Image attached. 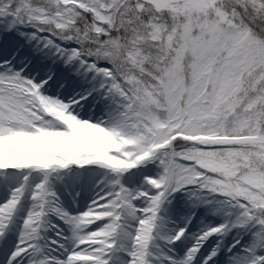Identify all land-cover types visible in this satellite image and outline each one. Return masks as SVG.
Segmentation results:
<instances>
[{
  "label": "snow or ice",
  "instance_id": "snow-or-ice-1",
  "mask_svg": "<svg viewBox=\"0 0 264 264\" xmlns=\"http://www.w3.org/2000/svg\"><path fill=\"white\" fill-rule=\"evenodd\" d=\"M0 264H264V0H0Z\"/></svg>",
  "mask_w": 264,
  "mask_h": 264
}]
</instances>
